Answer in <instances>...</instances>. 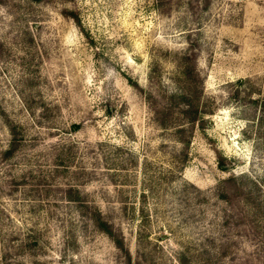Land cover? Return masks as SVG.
<instances>
[{
    "label": "rangeland",
    "instance_id": "374dc122",
    "mask_svg": "<svg viewBox=\"0 0 264 264\" xmlns=\"http://www.w3.org/2000/svg\"><path fill=\"white\" fill-rule=\"evenodd\" d=\"M97 211L132 264H264V0H0V264H128Z\"/></svg>",
    "mask_w": 264,
    "mask_h": 264
},
{
    "label": "trees",
    "instance_id": "16d2710c",
    "mask_svg": "<svg viewBox=\"0 0 264 264\" xmlns=\"http://www.w3.org/2000/svg\"><path fill=\"white\" fill-rule=\"evenodd\" d=\"M182 59L177 62V90L164 96V102L157 106L153 105V107H155L154 112L158 124L164 128H173L176 139L182 143L184 148H188L194 129L196 127L204 128L205 115L208 110L202 95L203 78L197 68L196 60H193L194 58L189 52L185 53ZM148 97L152 98L151 95ZM15 145L16 136L13 137L7 153H12ZM217 160L222 168L228 162V158L220 153H217ZM233 179L230 178L227 181ZM92 220L96 227L111 237L116 247L124 252L128 264H132L131 254L125 247L123 238L114 231L112 224L102 216L100 211L93 214ZM179 259L181 264H185L181 257Z\"/></svg>",
    "mask_w": 264,
    "mask_h": 264
}]
</instances>
